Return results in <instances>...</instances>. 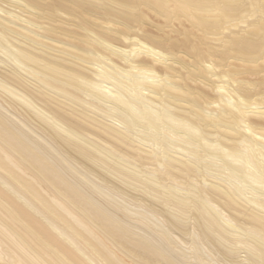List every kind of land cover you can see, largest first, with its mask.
<instances>
[{
    "label": "bare ground",
    "instance_id": "1",
    "mask_svg": "<svg viewBox=\"0 0 264 264\" xmlns=\"http://www.w3.org/2000/svg\"><path fill=\"white\" fill-rule=\"evenodd\" d=\"M0 264H264V0H0Z\"/></svg>",
    "mask_w": 264,
    "mask_h": 264
},
{
    "label": "rangeland",
    "instance_id": "2",
    "mask_svg": "<svg viewBox=\"0 0 264 264\" xmlns=\"http://www.w3.org/2000/svg\"><path fill=\"white\" fill-rule=\"evenodd\" d=\"M2 243H3V244H2V247H1V249H3L4 247H7V246L9 245V243H7V242H6V243L2 242ZM241 256H242V257H244V255H243V254H242Z\"/></svg>",
    "mask_w": 264,
    "mask_h": 264
}]
</instances>
